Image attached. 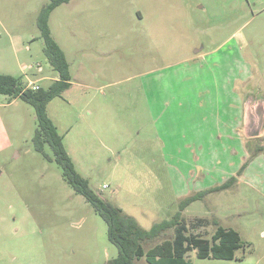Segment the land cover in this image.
I'll list each match as a JSON object with an SVG mask.
<instances>
[{
  "label": "rangeland",
  "instance_id": "374dc122",
  "mask_svg": "<svg viewBox=\"0 0 264 264\" xmlns=\"http://www.w3.org/2000/svg\"><path fill=\"white\" fill-rule=\"evenodd\" d=\"M49 3L0 0V74L24 86L41 79L47 88L59 75L37 23ZM49 25L72 86L47 112L91 189L150 230L173 219L183 199L228 179L227 193L207 194L183 220L188 235L207 241L218 225L239 230L243 247L233 261L199 260L196 252L189 258L264 264V154L250 156L248 167L245 161L244 173H259L254 183L230 176L261 138L246 147L219 141L231 131L202 122L208 111L199 107L202 93L220 94L215 104L205 101L221 111L250 95L264 99V0H71L53 11ZM0 119V264L116 258L107 223L48 159L51 147L47 156L35 149V108L0 95ZM251 185L255 193L240 194ZM174 236L169 230L145 248Z\"/></svg>",
  "mask_w": 264,
  "mask_h": 264
},
{
  "label": "trees",
  "instance_id": "16d2710c",
  "mask_svg": "<svg viewBox=\"0 0 264 264\" xmlns=\"http://www.w3.org/2000/svg\"><path fill=\"white\" fill-rule=\"evenodd\" d=\"M71 0H50L45 5L37 19L38 27L44 41V52L53 70L59 74L58 80L49 87H40L39 90L26 89L21 78L0 74V95L9 96L12 100L21 99L35 108L38 129L33 138L35 149L47 156L45 148L50 146L55 161L63 170L65 180L74 188L77 194L82 195L108 225V236L119 254L106 264H139L145 259L146 264H192L190 252H196L198 259L233 260L236 252L243 247L240 234L233 229H225L218 225L211 241L188 235L181 212L191 203L204 197L208 192L191 196L180 204V211L171 220L156 223L150 230L144 229L138 220L127 215L124 211L103 199L95 193L89 181L80 175L72 158L64 145V139L49 117L47 107L54 99L62 95L72 86L70 64L65 52L52 37L49 25L53 11L62 4ZM227 188L228 185H224ZM221 188V189H222ZM218 188V190H221ZM214 190H211L212 192ZM198 222L195 226L200 225ZM175 229L172 239L164 240L160 244L146 249L145 244L158 239L165 232Z\"/></svg>",
  "mask_w": 264,
  "mask_h": 264
},
{
  "label": "crops",
  "instance_id": "0c3cea01",
  "mask_svg": "<svg viewBox=\"0 0 264 264\" xmlns=\"http://www.w3.org/2000/svg\"><path fill=\"white\" fill-rule=\"evenodd\" d=\"M58 78H59V75H58ZM58 78L57 79L55 78L54 81L58 80ZM30 81L35 82L38 85L41 84V79H37V80H34V81L30 80ZM41 87H43V86L41 85ZM235 96H236V94L232 98H234ZM229 97H231V96H229ZM207 98H212V102L215 104L216 99L217 98L220 99L221 95L219 94L218 96H215V95L211 96V95H209V93L208 94L202 93L201 94L202 102L199 103V107L203 108L205 111H208V113H206V115L201 119L202 122H205V123L211 122V123L214 124V126L218 130H222V129L227 130V129H229L231 131V132H228L225 135L218 136V140L219 141L220 140L221 141L226 140V141H230L229 143H234V144L236 142H238V141H241V144L245 145V147H246L250 140H255V139H246L244 137V135H243V132H242V128H243V104H244V100L246 98L243 101H241V100L238 101V99L236 101H233L232 103H230L228 105V108H225L223 111H221L222 110L220 108L221 106L216 107L214 104L211 106L209 103H207L205 101V99H207ZM15 100H18V99H15ZM206 105H209V108ZM224 105H225V101H224ZM0 121H1V119H0ZM260 138H261V141L257 144V146H255V151L254 152L253 151L250 152V149L248 151L245 148L247 150V151L245 150V154H247V155H246V158H242V161H241L242 164L240 165V167H241L240 170L242 169V171L241 172H239V171L237 172V170H235L234 171L235 173L230 175V176H233V175L240 176V178H239V180L237 182L238 184L240 183L242 178H245V182L246 183H249V181L254 183V181H253L254 177L259 178V173H256V176H255V173L252 172L251 170L247 169L246 172L244 173L243 172V167H245V161H246V165L248 167L249 157L254 155V153H256L257 155L259 154V156L261 154H264V136L260 137ZM260 138H256V139H260ZM232 154L233 155H237V150L233 149L232 150ZM253 163L254 162H252V164ZM227 181H228V179L224 180L223 182H218L217 184L213 183L212 185H210V187L203 188V189L199 190L200 192L196 193V195L202 194L205 191H207L208 192L207 194H209V195L210 194H216V193L223 194L224 192L227 193L229 191L230 187L222 188V187H225L224 185H228L229 186ZM241 182H243V181H241ZM237 183L235 185H237ZM218 188H220V189L222 188V189L218 190ZM253 189H254L253 185H251L250 188L249 187H245L243 189H240V194H243V195L244 194L245 195L246 194L247 195L250 194V195H252V193H255V191ZM211 190H214V191L210 192ZM184 193H188V191L187 192L181 191V194H183L182 196H184ZM207 194L204 197H206ZM189 197H191V196H188L187 198H189ZM204 197L200 198L199 200H202ZM187 198H185V199H187ZM185 199H183V201H185ZM199 200H197V201H199ZM197 201H195V202H197ZM195 202L191 203L186 209H184L181 212L182 218H183V214L182 213L185 212V210H187ZM216 219L219 220L218 218H216ZM247 226H249V224H247ZM235 231H237L240 234V236H241V232L239 230H235ZM236 257H235V259H236ZM199 260L233 261L234 259L233 260L199 259ZM192 264H194V263H192Z\"/></svg>",
  "mask_w": 264,
  "mask_h": 264
},
{
  "label": "water",
  "instance_id": "95a60500",
  "mask_svg": "<svg viewBox=\"0 0 264 264\" xmlns=\"http://www.w3.org/2000/svg\"><path fill=\"white\" fill-rule=\"evenodd\" d=\"M242 132L246 139L264 136V99L254 95L246 97L243 104Z\"/></svg>",
  "mask_w": 264,
  "mask_h": 264
},
{
  "label": "built area",
  "instance_id": "2783aa9c",
  "mask_svg": "<svg viewBox=\"0 0 264 264\" xmlns=\"http://www.w3.org/2000/svg\"><path fill=\"white\" fill-rule=\"evenodd\" d=\"M42 71H43L42 66L38 65V72H42ZM26 89H32L34 91H37L40 89V86L37 83L30 81L26 86Z\"/></svg>",
  "mask_w": 264,
  "mask_h": 264
}]
</instances>
